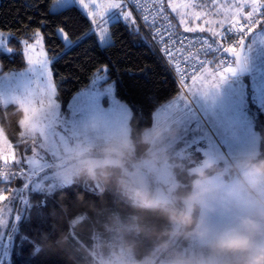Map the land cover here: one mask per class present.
<instances>
[{
	"label": "rangeland",
	"instance_id": "rangeland-1",
	"mask_svg": "<svg viewBox=\"0 0 264 264\" xmlns=\"http://www.w3.org/2000/svg\"><path fill=\"white\" fill-rule=\"evenodd\" d=\"M165 2L183 32L214 36L227 25L239 23V12L244 7L254 10L256 0H165ZM112 3H120L121 8H109L108 5ZM84 4L88 7L85 8ZM71 5L81 9L90 20V33L96 35L100 45L111 42L109 24L113 21L121 20L135 24L123 0H83V3L81 0H74L67 4L62 3L61 0H53L51 9L57 11ZM123 13L130 14L127 20ZM186 28H192L194 31L187 32ZM262 28L263 30L260 27L261 31L256 29L251 33V39L245 51L246 76H240L237 69L234 74L228 75L218 89L210 91L207 97L199 92L190 95L188 93V86L192 84L190 82L184 89L181 88L178 96L171 100L172 102L161 105L155 111L152 126L143 132L141 138V141L148 145L146 152H136L129 124L130 108L123 116L108 113L113 101L118 99L115 95V85L114 82H106L107 77L93 84L98 77L106 76L105 73H97L89 87L74 95L76 97L82 93H96L92 100L88 95H79L76 103L83 110L76 114L74 124L66 125L63 129H60L58 125L54 126L53 130L59 132V135L49 137L47 141L39 135L23 136L25 144L23 149L18 150L16 159L25 165L28 172L17 181L7 180L0 187V195L5 197L4 200H0V233L4 234V240L7 241L8 235L12 234V228L21 213L26 194L24 185L30 183L29 189L34 193L33 182L40 181L44 176V172L36 168L38 174L32 175L31 181L27 179L31 175L29 160L35 161L37 165L45 163L49 157V149L55 150V154L48 160V175L52 177L55 187L49 191L47 184L50 181H45L42 184V192L45 194H50L81 179L85 180L92 189L102 191L103 179H91L82 170V162L86 159L103 160L104 149L110 144H117L123 140L131 142L132 151L124 157L121 165L116 167L119 173L109 184L111 189L119 193L126 201L138 203L120 186V180H124L131 188L146 191L160 206L182 203L175 199L176 190L181 183L176 178L174 168L178 171H188L189 174L194 175L195 179L194 170L199 168L204 160L211 158L216 162L215 168L208 172L213 179L202 196L201 202L191 213V216L197 213L196 223L203 220L210 230V237L223 229L227 223H236L240 216L252 214L251 208H225L222 202L228 188L238 175L232 167L235 161L248 153L259 155L260 135L255 129L254 122L259 113L264 114V25ZM0 33L5 38V48H0V51L10 53L5 50L9 48L7 43L10 35ZM38 34L39 36H36L33 42L23 45L26 67L20 71L0 74V78H6L17 77L21 72L26 73L32 80L29 87L34 93L36 106L40 101L47 103V93L40 92V86L47 77L37 80L28 71L30 67L39 68L40 62L47 59L51 83L56 89L51 71L52 60L47 55L42 35ZM102 34L104 40L101 39ZM37 39L40 43H37ZM29 45L30 48L27 47ZM29 58L32 59L33 65H29ZM232 64L235 66V62ZM209 72L215 71L207 70L199 78L210 79ZM108 84H113L112 93L106 91ZM53 98L57 101L56 93ZM73 98L69 104L72 103ZM91 105H99L100 109L93 111ZM61 112L70 115V109L67 113V110L62 111L61 108ZM156 129L160 132L158 138L151 136ZM173 132L175 135L170 134ZM0 133H2L0 162L5 161L4 157L14 162L10 159L12 153H9L7 149L10 142L2 128ZM100 171V169L96 170L97 176ZM103 181L108 183L107 180ZM94 222L87 220L86 217L77 219L62 245L82 264H107L116 252H123L128 263L132 260L133 264H139L126 243L128 235L131 232H138L141 227L139 228L135 223L123 224L120 217H114L112 211L107 212L106 215L97 214L96 225ZM196 223L187 232L192 231ZM173 228V232L177 233L180 226H173ZM172 233L170 237H173ZM192 237L195 236H184L183 241L187 242ZM10 248L11 243L6 249L0 248V264H9ZM160 248V246L155 247L151 257ZM4 252L6 255L3 254ZM178 255L191 258L198 254L182 250L178 245L177 248L167 251L154 264H169V261Z\"/></svg>",
	"mask_w": 264,
	"mask_h": 264
},
{
	"label": "trees",
	"instance_id": "trees-1",
	"mask_svg": "<svg viewBox=\"0 0 264 264\" xmlns=\"http://www.w3.org/2000/svg\"><path fill=\"white\" fill-rule=\"evenodd\" d=\"M52 3L53 0H0V32L10 35L7 44L12 49L10 53L0 51V74L26 67L23 45L33 42L36 34L40 33L47 55L52 60L56 99L62 111L67 110L74 95L90 86L97 73H105L106 82H114L115 95L135 107L134 110L130 109L131 136L136 152H145L148 145L141 141L142 134L152 126L155 111L178 96L181 90L179 84L136 23L113 21L109 24L111 42L100 45L96 35L90 33L91 22L81 9L71 5L53 11ZM65 37L72 42L71 47L66 46ZM15 106L10 104L5 108L0 105V124H4L2 129L8 140L20 150L24 147L25 137L21 136V128L16 124L15 117L11 118L10 124L3 120V114L11 113ZM254 124L260 135L258 156L264 157L263 113L258 114ZM104 171L108 174V183L102 180V191L92 189L81 179L45 194L47 201L44 203L45 218L42 220L36 219V205L44 196L29 189L25 211L23 213V204L12 234L13 229H17L16 235L29 236L31 243L26 244L14 237L9 264H82L62 243L80 216L95 221L96 225V215H106L109 211L113 212L114 217H120L123 224L135 223L141 227L138 232L128 235L126 243L138 262L151 257L155 247L161 248L151 258L161 252L158 261L167 251L183 245V233L195 225L197 213L191 216V225L180 226L177 234L170 237L174 225L161 209H179L182 203L145 208L139 203L128 202L109 184L119 173L118 168H105ZM174 172L181 183L176 197L191 191L194 175L186 170L178 171L177 168H174ZM3 184L0 183V187ZM182 229L177 245L171 247L173 239Z\"/></svg>",
	"mask_w": 264,
	"mask_h": 264
},
{
	"label": "clouds",
	"instance_id": "clouds-1",
	"mask_svg": "<svg viewBox=\"0 0 264 264\" xmlns=\"http://www.w3.org/2000/svg\"><path fill=\"white\" fill-rule=\"evenodd\" d=\"M24 116L23 106L17 104L11 113L3 114V120L10 124L11 118L15 117V122L19 126ZM3 127L4 124H0V128ZM23 131L25 136L31 137L36 130L25 127ZM170 134L175 135L174 132ZM159 135L158 129L153 130L151 134L154 138H158ZM131 151L132 144L128 140L110 144L104 149L103 160L86 159L82 162V170L93 180H107L108 174L104 169L109 166H120L124 157ZM215 166V160L209 158L194 170L196 178L192 181L191 191L175 197L182 202V208L161 209L171 224L187 227L193 223L191 213L211 184L213 177L209 176L208 172ZM232 167L238 175L228 188L222 206L234 209L251 208L252 214L240 216L235 224L217 231L211 239H208L209 228L200 220L192 231L183 234L205 240L206 251L191 258L175 256L169 264H264V157L248 153L236 160ZM97 169L101 170L99 176ZM119 183L140 206L158 207L157 201L146 191L131 188L124 180H120ZM107 264L128 262L123 252H116ZM139 264H152L151 258L146 257Z\"/></svg>",
	"mask_w": 264,
	"mask_h": 264
},
{
	"label": "snow or ice",
	"instance_id": "snow-or-ice-1",
	"mask_svg": "<svg viewBox=\"0 0 264 264\" xmlns=\"http://www.w3.org/2000/svg\"><path fill=\"white\" fill-rule=\"evenodd\" d=\"M62 3L67 4L70 2H74V0H61ZM81 3H83V0H81ZM84 7L87 8L88 5L84 4ZM109 8L113 9H119L121 8L120 3H112L108 5ZM91 15V13H89ZM125 19L127 20L130 16L129 13H123ZM249 17L252 16V13L248 14ZM115 18V17H114ZM145 23H148V17L145 16ZM250 23H254L250 21ZM203 30V29H201ZM185 31L192 32L194 29L192 28H186ZM239 31L243 32V28H241ZM252 28L249 27L247 29V33L251 32ZM247 33H244V35H247ZM37 37L39 34H36ZM101 39L104 40V35H101ZM185 38H181V41H183ZM66 46L71 47L72 42L68 40L67 37H65ZM26 43V42H25ZM37 43H40V40L37 39ZM244 43V39L241 38L239 41V50L235 48L227 49L228 52H230L235 57V66H233L232 63H228L227 67L220 66L218 67L217 71L215 72H209L210 79H201L197 76L192 77V84L188 86V93L191 95L193 93L199 92L201 95L207 97L209 92L215 89H218L219 85L223 83V81L228 77L229 74H234L237 68L243 67V57L241 56V49ZM27 47H31L30 45ZM0 48H5V38L2 33H0ZM8 52H11L12 49L7 48L5 49ZM168 51V49H166ZM170 57L173 56V53L169 52ZM29 65H33V61L31 58L28 60ZM47 59H44L40 62L39 68L36 66H32L29 68V72L31 73L32 77H35L37 80H39L41 77H47L46 81L40 86V92H46L47 93V103L44 101H40L39 105L36 106L35 100H34V93L29 87V85L32 83L31 78L24 72H21L18 74L17 77H6V78H0V105L4 106L5 108L8 105H17L20 104L24 108V119L20 121L19 127L23 130L25 127H29L30 129H35V134L33 137L39 135L41 138H43L45 141L48 140L49 137H57L59 135V132L54 131V126L58 125L60 129H63L64 126L69 124H74L76 122V114L81 112L83 109L82 107L76 103V100L78 99L79 95H88L89 99H94L96 93H82L78 96L73 98V101L71 104L67 107V113L70 109V115L64 114L61 112V106L57 101L53 98L56 93V89L53 87L51 83V72L48 71L47 68ZM195 67V65H192ZM107 76L98 77L95 82L99 80L105 79ZM113 84H108V87L106 91L108 93L113 92ZM117 100L113 101V104L110 106L108 113L110 114H119L121 116L125 115L130 108L131 110H134L135 107L130 104L129 102L123 100L120 98L117 94ZM93 111L99 110V105H91L90 106ZM2 135V133H0ZM21 136H24V131L21 132ZM33 152H35V149H33ZM55 154V150L49 149V157L48 160L52 155ZM5 162H8V158L4 157ZM48 160L45 163L36 164L35 161L29 160L28 165L31 169V175L27 177L31 181L32 175H37L36 168H39L42 172H44V176L40 181L33 182L32 191L41 193L44 196V199H42L37 205H36V219L42 220L45 218V213L43 211L44 209V203L47 201V197L45 193L42 192V184H44L45 181H50V183L47 184V188L49 191H51L55 184L52 182V177L48 175ZM18 162V161H17ZM23 174V169H21L20 175ZM29 187L28 184L24 185V188L27 189ZM5 197L3 195H0V200H4ZM17 229H13V234L8 235L7 241L4 240V234L0 233V248L6 249L8 245L11 243L14 237L25 241L26 244L31 243L30 237L27 235L23 236H17ZM24 248L22 249V251ZM37 250H39L37 248ZM3 254L6 255V252Z\"/></svg>",
	"mask_w": 264,
	"mask_h": 264
},
{
	"label": "built area",
	"instance_id": "built-area-1",
	"mask_svg": "<svg viewBox=\"0 0 264 264\" xmlns=\"http://www.w3.org/2000/svg\"><path fill=\"white\" fill-rule=\"evenodd\" d=\"M123 2L134 22L182 89L192 82L193 76L198 77L207 70L217 71L218 67H225L229 62L233 63L234 60L227 49L238 50L240 39L246 41L253 30L264 22V0H261L259 8L252 17L239 21L218 36L185 33L176 24L165 0H123ZM145 16L148 17V23H145ZM249 27L252 31L247 33ZM241 28L243 32L239 31ZM182 37L185 38L183 41H181ZM169 52L173 53V56L170 57ZM21 169L25 174L23 163L0 162V183L7 179H19L23 176L20 175ZM205 244V240L190 239L184 243V249L189 253L200 254L206 251ZM128 264H133V261L130 260Z\"/></svg>",
	"mask_w": 264,
	"mask_h": 264
},
{
	"label": "crops",
	"instance_id": "crops-1",
	"mask_svg": "<svg viewBox=\"0 0 264 264\" xmlns=\"http://www.w3.org/2000/svg\"><path fill=\"white\" fill-rule=\"evenodd\" d=\"M260 4H261V0H256V3L254 4L255 5V7H254V10H252V9H250V8H247V7H244V9L243 10H241L240 12H239V14H238V16L240 17V19H239V21H241V20H244V19H248V18H250L249 17V13H252V16L256 13V11H257V9L259 8V6H260ZM173 16V15H172ZM251 16V17H252ZM176 22V24L178 25V27L180 28V26H179V24H178V22L177 21H175ZM235 23H232V24H229V25H227L226 27H224L222 30H219L214 36H218V35H220L222 32H224L227 28H229V27H231L232 25H234ZM264 24H261V25H259L256 29L257 30H259L260 29V27H261V29L263 30V28H262V26H263ZM256 29H254L253 31L255 32V30ZM261 29L259 30V31H261ZM251 39V35L249 36V38H248V41H247V44H246V48H245V51H246V49H247V47H248V44H249V40ZM244 54H245V52H244ZM213 71H216V70H213ZM201 75H203V74H201ZM200 75V76H201ZM200 76H198V77H200ZM173 101V100H172ZM171 101V102H172ZM168 103H170V102H168ZM167 103V104H168ZM164 105H166V104H164ZM153 122V121H152ZM22 132V131H21ZM9 141V140H8ZM10 142V141H9ZM23 144H25V142L23 143ZM7 149L9 150V153H12V156L10 157V159L11 160H13L14 162H16V163H22V162H17V159H16V157H17V153H18V149H16L15 148V146L10 142L9 144H8V147H7ZM148 150V149H147ZM146 150V151H147ZM145 151V152H146ZM8 153V154H9ZM9 160V159H8ZM25 166V165H24ZM28 172V170L26 169V173ZM25 173V174H26ZM7 180H9V179H7ZM6 180V181H7ZM5 181V182H6ZM4 183V182H3ZM233 224H235V223H227L226 225H224V228L225 227H228V226H230V225H233ZM215 235V233L213 234V235H211L210 237H208V239H210L211 237H213ZM192 239H194V240H199V239H197V238H195V237H192ZM185 243V242H184ZM184 243H183V245L181 244V249L183 250L184 249ZM185 250V249H184Z\"/></svg>",
	"mask_w": 264,
	"mask_h": 264
},
{
	"label": "water",
	"instance_id": "water-1",
	"mask_svg": "<svg viewBox=\"0 0 264 264\" xmlns=\"http://www.w3.org/2000/svg\"><path fill=\"white\" fill-rule=\"evenodd\" d=\"M246 44H247V41H244V43H243V46H242V49H241V56L243 57V67H241V68H237L238 69V74L240 75V76H246L247 75V70H246V67H245V63H244V52H245V48H246ZM238 50H239V48H238ZM228 54L232 57V59L234 60V62H235V57L230 53V52H228ZM29 185V187H30V183L28 184ZM29 187L26 189V195H25V201H24V210H23V213H24V211H25V207H26V204H27V201H28V189H29ZM158 206H160V205H158ZM182 233H183V229H182V231L173 239V241H172V243H171V247H174V246H176L177 245V243H178V241H179V239H180V237H181V235H182ZM12 244H11V248H10V254H9V257H8V259H10V255H11V253H12ZM160 255H161V252L160 253H158L151 261H152V264H154L155 262H156V260L160 257Z\"/></svg>",
	"mask_w": 264,
	"mask_h": 264
},
{
	"label": "bare ground",
	"instance_id": "bare-ground-1",
	"mask_svg": "<svg viewBox=\"0 0 264 264\" xmlns=\"http://www.w3.org/2000/svg\"><path fill=\"white\" fill-rule=\"evenodd\" d=\"M132 257V256H131ZM133 258V257H132ZM130 260V259H129Z\"/></svg>",
	"mask_w": 264,
	"mask_h": 264
}]
</instances>
